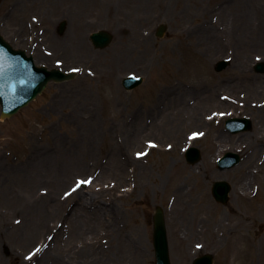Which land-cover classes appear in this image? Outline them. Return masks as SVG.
<instances>
[{
	"label": "rangeland",
	"instance_id": "obj_1",
	"mask_svg": "<svg viewBox=\"0 0 264 264\" xmlns=\"http://www.w3.org/2000/svg\"><path fill=\"white\" fill-rule=\"evenodd\" d=\"M237 1L78 0L67 10L60 0H0V32L13 46L49 68L80 69L0 123V227L12 232L0 237V264H156L157 206L172 264L206 252L214 264H264V72L254 69L264 62V40L238 48L237 28L250 16ZM212 25L222 50L195 32ZM99 29L114 36L105 48L90 40ZM230 42L248 56L240 67ZM223 59L229 64L217 71ZM129 74L144 83L124 89ZM231 116L250 117L251 129L225 132ZM90 134L97 144L87 147ZM189 144L202 150L193 164ZM229 150L242 166L220 170L216 159ZM115 155L122 164L111 169ZM79 179L91 183L72 191ZM217 180L230 183L226 204L213 198ZM23 205L44 209V223L19 232L29 223ZM79 205L89 214L73 228Z\"/></svg>",
	"mask_w": 264,
	"mask_h": 264
},
{
	"label": "water",
	"instance_id": "obj_2",
	"mask_svg": "<svg viewBox=\"0 0 264 264\" xmlns=\"http://www.w3.org/2000/svg\"><path fill=\"white\" fill-rule=\"evenodd\" d=\"M65 26L66 22H63L60 27L61 32L64 31ZM164 30L165 26L162 25L158 34L162 35ZM92 36L96 45L101 47H105L112 39V36L106 31H100ZM60 76L57 70L48 71L45 67H37L32 57L26 56L22 51H14L8 48L0 39V102H4L1 94L6 88L12 93L9 100H15L14 105L11 106V104H9V108L5 107V110L9 111V114H12L18 107L24 105L37 94L39 89H44L50 78L58 79ZM233 122V124H235L238 121L236 122L235 120ZM237 125L238 127H246L248 125V120L241 119ZM238 129L241 128L235 130ZM230 158H234L231 164H234L237 160L236 155L231 154L226 160L230 161ZM215 189H218V191H215V195L217 197H223V195L219 194V189L223 190L225 196L228 192V185L218 182L216 183ZM221 199L224 200L225 197ZM155 242L159 264H169L165 238V223L161 210L158 211L155 217ZM208 264L211 263L209 262Z\"/></svg>",
	"mask_w": 264,
	"mask_h": 264
},
{
	"label": "bare ground",
	"instance_id": "obj_3",
	"mask_svg": "<svg viewBox=\"0 0 264 264\" xmlns=\"http://www.w3.org/2000/svg\"><path fill=\"white\" fill-rule=\"evenodd\" d=\"M60 1H63L64 3L67 4V10H68V8H70V6H71L70 3L72 1H76V3H78V0H60ZM67 1H71V2L68 3ZM79 1H82V0H79ZM119 1L121 3H123V4H125L124 0H119ZM237 2L239 3V8L244 10V13H243L244 19H246L248 16H250V17H248V21L240 24L238 26V28H237L240 31V34L236 38V40H237L236 41V45L240 49L241 46H242V42H244V41L246 43H249L250 40H253L255 38H257V41L264 40V8H263V6L261 4L262 1L259 2L258 5H257V3H258L257 0H252V1H250V0H238ZM66 4H64V6ZM255 5H257V6H255ZM61 7L64 10V7L63 6H61ZM260 11H262V12L259 13ZM63 13H65V12H63ZM255 13L260 15L259 17L261 19V22H260L259 25H257V23H255V20H254ZM76 19H78V18L76 17ZM23 30L25 32V29H23ZM195 32L198 33L201 38H204V41H206V40L209 41V47L217 48L218 50L224 49V45H223L224 43H221L217 39V30H215V26L212 25V26H209L208 28H204V27L200 26L198 28H195ZM231 44H233V43H231ZM233 45L235 46V49H236V52H237V55H235L236 64H237L236 66L240 67L246 62V59H247L248 56L246 54H244V53H240L238 55V50L239 49L236 47L235 44H233ZM248 50L246 52H248ZM256 84L257 83L251 84V87L255 88ZM261 84L264 85V82L261 83ZM75 91L79 92L78 89H76ZM53 110H54V108H53ZM92 136H93L92 134H90L88 137L86 136L84 141H83V143L85 145H87V147H89L90 145H96L97 144V141ZM222 136L226 137L227 135L225 134V135H222ZM37 145L35 143L33 144L34 147H36ZM87 147H85L84 149H86ZM39 153H40L39 157L41 158L40 160H43L44 156L42 155L41 152H39ZM118 156L119 155L113 156V159H112L113 160V165L110 166L111 169H113L114 167H120L119 164H122V162L120 161ZM240 166H242V165H240ZM212 168H214V167L212 166ZM104 169L108 170L107 166H105ZM29 170H30V172L42 173L44 175V177H45L44 171L42 169L29 168ZM210 174H211V177H216V178H220V175H221L220 172H218L216 170H214ZM21 211L26 216L25 221L27 220L29 223L26 222L24 228L21 229L19 232L26 231L28 226H29V224L32 227L34 222L35 223L38 222L39 224L44 223L43 220H44L45 216H47V214H46L44 209H40L39 211L34 213V211L31 208L26 207L25 205L22 206V210ZM88 214L89 213L85 209H83V207L81 205H79L78 208L76 209V212H75V222L73 224V228H76L77 224L80 223V220L82 218H84V217L86 218V216ZM82 222H85V220H83ZM2 230H3L2 227H0V237L9 238L10 236H12V232L8 233V232H4ZM25 233H27V232H25ZM25 233H21L20 235L23 236ZM15 234L19 235L17 232H15ZM16 260H18V258Z\"/></svg>",
	"mask_w": 264,
	"mask_h": 264
},
{
	"label": "snow or ice",
	"instance_id": "obj_4",
	"mask_svg": "<svg viewBox=\"0 0 264 264\" xmlns=\"http://www.w3.org/2000/svg\"><path fill=\"white\" fill-rule=\"evenodd\" d=\"M59 63V62H58ZM72 71L73 72H78V71H80V69H78V68H74V69H72ZM137 79H138V77H137ZM195 135V134H194ZM202 135V134H201ZM190 139H191V137H190ZM150 147H155V145H149ZM147 153H137V157L138 158H140V157H143L144 155H146ZM91 183V179H89V180H80V181H77V183H76V187L75 188H73L72 189V191H76V189L77 188H80L81 187V185H87V184H90ZM65 195L67 196V195H70V193H65ZM17 223H19V221H17ZM49 239H51V237H49ZM199 247H201L200 245H197V248H199ZM37 252H39L40 251V249H37L36 250ZM35 253H33V255H34ZM29 259L31 258V257H28Z\"/></svg>",
	"mask_w": 264,
	"mask_h": 264
}]
</instances>
